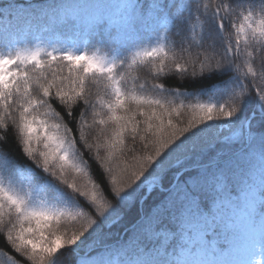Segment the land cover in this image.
<instances>
[{
    "label": "snow or ice",
    "instance_id": "1",
    "mask_svg": "<svg viewBox=\"0 0 264 264\" xmlns=\"http://www.w3.org/2000/svg\"><path fill=\"white\" fill-rule=\"evenodd\" d=\"M38 2L43 24L0 32L5 264H196L180 257L233 246L225 207L250 230L244 258L222 264H264V0ZM20 7L0 0V19ZM143 67L191 90L137 84Z\"/></svg>",
    "mask_w": 264,
    "mask_h": 264
},
{
    "label": "trees",
    "instance_id": "2",
    "mask_svg": "<svg viewBox=\"0 0 264 264\" xmlns=\"http://www.w3.org/2000/svg\"><path fill=\"white\" fill-rule=\"evenodd\" d=\"M58 3H63L67 5H79V6H86L84 7V10L86 11H92L96 10L97 8H102L105 11L109 12H118L122 5H124L127 0H56ZM21 3V9H24L25 11H35L38 9H44L41 5V3L38 2V0H20ZM44 3H53V0H44ZM255 3L257 5L260 4V0H255ZM31 5V7H28ZM19 11V10H16ZM45 13L38 17L39 24H43L45 19V14L47 12V9L44 10ZM19 18H29L26 14H21L19 17V14H15V18L12 20H3L0 19V23H4L7 27L9 26L10 22L19 20ZM21 25V30L23 31L28 25H31V23L27 22ZM33 27V25H31ZM34 29V28H33ZM108 47H102L101 53L108 52ZM140 77V79L137 81V84L147 80L150 83H164L166 87H181L182 89L185 87H189L190 89V82L188 80H181L178 75L171 74L167 77H161L159 80H153L152 76L150 75L148 68L143 67L140 68L136 73ZM91 91L95 94L96 92H100L101 95H104L103 89L100 87H97L94 83L90 84ZM191 90V89H190ZM150 91V88H149ZM105 99H108L107 96H104ZM202 101L206 100L207 97H201ZM195 102V101H193ZM189 118V114L186 112L183 119L187 120ZM67 120V117H65ZM91 139V136H90ZM10 149L15 153L18 154V148L16 147L15 140H10ZM93 173H94V179H97L98 182H101L104 178L103 174L101 173V170L93 164ZM224 215L226 218H233L236 219L238 222V229L233 237L232 240V247L229 248V250L223 254H218L216 256H211L207 252L203 250H197L199 253L196 252H186L183 254L180 259L196 262L200 261H209L214 260L217 262H225V261H237L242 260L244 258L243 256V250L248 242V235H249V222L246 220V218L243 216V214L239 211V209L235 207H225L223 210ZM70 228L72 227H78V225H69ZM0 250H8L10 254H13L10 249L7 248V245L5 244L4 237L0 235ZM130 260L131 264H142L145 260H150L152 257L145 256V255H137ZM62 260L66 261V264H72V254L71 252H65L63 256L61 257ZM6 257L0 256V264H5Z\"/></svg>",
    "mask_w": 264,
    "mask_h": 264
},
{
    "label": "rangeland",
    "instance_id": "3",
    "mask_svg": "<svg viewBox=\"0 0 264 264\" xmlns=\"http://www.w3.org/2000/svg\"><path fill=\"white\" fill-rule=\"evenodd\" d=\"M16 13L19 14V17L21 16V14H26L28 17H31V19L29 18H19V20L16 21H12L10 22L9 26L7 27L4 23H0V32H3L5 30H15V31H20L21 30V23H31V25H33V28L35 29L36 26L39 24V19L38 17L41 16L42 14L45 13L44 9H38L37 11H25L24 9H20L19 11H16ZM15 13V14H16ZM262 171H264V169H262L261 167V163L259 161V159H257L255 161V167L253 170V178L256 182L257 187H259L260 183H261V173ZM191 252V251H189ZM193 253V252H191ZM197 253H199V251H197ZM135 252H129L128 255L125 257V259L127 260H131L135 255Z\"/></svg>",
    "mask_w": 264,
    "mask_h": 264
}]
</instances>
